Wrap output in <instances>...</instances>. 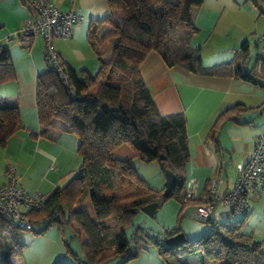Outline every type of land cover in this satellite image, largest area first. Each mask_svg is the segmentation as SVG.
Wrapping results in <instances>:
<instances>
[{"label": "trees", "instance_id": "16d2710c", "mask_svg": "<svg viewBox=\"0 0 264 264\" xmlns=\"http://www.w3.org/2000/svg\"><path fill=\"white\" fill-rule=\"evenodd\" d=\"M203 1L107 0L109 13L89 29L97 72L84 70L79 78L69 70L73 93L53 70L48 68L38 75L36 112L40 133H73L79 140L82 160L65 185L46 195L44 207L30 210L27 215L31 230L41 222L46 225L39 232L54 225L60 231L65 225L71 228L85 261L68 248L74 264H106L116 257L121 258L118 264H126L138 255V250L130 252L125 230L134 225L142 205L158 201L159 206L167 197L162 196L164 188L154 190L138 175L131 164L133 157L146 162L158 160L163 175L165 168L173 170L177 182L168 197L179 200L180 212L188 203L183 199L189 160L186 118L182 112L164 115L158 111L140 73L146 54L155 50L168 66L181 64L192 72L253 79L243 73L241 66L234 65V60L200 67V48H192L189 43L198 33L191 9ZM100 25L107 28L98 37ZM114 75L127 84L129 105L122 85L113 82ZM10 76L9 50L0 44V82ZM21 127L19 107L0 100V149ZM160 154L165 157L160 158ZM207 221L212 222V217ZM215 223L208 233L177 245H167L165 238L180 232L179 226L164 229L151 239L164 264H264V242L239 231L245 217L230 225ZM19 229L12 219L0 215V264H21ZM110 229L112 234L107 238L106 231ZM145 233L138 226L131 231V237L142 240Z\"/></svg>", "mask_w": 264, "mask_h": 264}, {"label": "crops", "instance_id": "0c3cea01", "mask_svg": "<svg viewBox=\"0 0 264 264\" xmlns=\"http://www.w3.org/2000/svg\"><path fill=\"white\" fill-rule=\"evenodd\" d=\"M50 1L61 10L72 9L84 15V20L74 24L66 38L55 39V46L63 63L79 78L85 74L84 70L95 74L98 62L96 69V53L89 41V29L97 25V19L109 13L107 0ZM196 10L198 12L192 18L195 26L210 29V24L200 22L206 13L202 15V9ZM32 14L23 0H0V44L8 47L11 61V76L0 82V100L19 107L22 124L8 139L6 146L0 149V185L6 182L7 167L13 166L23 187L48 195L70 180L82 159L78 152L79 140L73 133L57 130L40 133L36 85L38 75L48 70L42 54V38L34 36L28 42H6L3 38ZM102 26L104 29L97 34L98 37L106 31L107 25H100L99 28ZM263 30L264 19L257 33ZM248 46L247 42L239 52L245 51L246 54ZM260 50L264 52L261 47ZM258 58L260 63L252 66L251 74L248 73L250 64L246 65V74L258 82L230 74L192 72L181 64L168 66L155 50L149 51L140 65L142 79L158 111L164 115L175 112L185 115L189 149L186 174L188 178L198 179L200 195L207 193L208 181L217 174L221 175L219 191L230 189L236 163L249 159L255 138L264 132V116L255 117L264 109V53ZM231 60L233 58L225 62ZM230 172L231 177L228 175ZM222 213V210L218 212ZM255 213L264 215L262 199L252 201L243 215L229 218L238 221L245 217L244 224L249 226ZM257 223L258 227L246 233L251 234L254 240L264 242V228L259 226L260 222Z\"/></svg>", "mask_w": 264, "mask_h": 264}, {"label": "rangeland", "instance_id": "374dc122", "mask_svg": "<svg viewBox=\"0 0 264 264\" xmlns=\"http://www.w3.org/2000/svg\"><path fill=\"white\" fill-rule=\"evenodd\" d=\"M195 9H202L204 11L202 15L206 13L205 18L201 15L203 19H200V22L212 26L210 29L198 27V33L191 38L189 43L192 48H200V67L209 68L214 64L233 58L234 65L243 66L244 73L247 72L246 65L249 63L248 73L251 74L252 66L260 63L258 57L264 53L260 50L257 39V32L264 19V0H204L201 6H194L192 18L198 12ZM98 29L97 34L101 33L100 31L104 29V26ZM243 41H247L249 45L246 54L245 51L239 52ZM112 79L114 83L122 85L126 105H129L130 91L127 84L124 85L122 79L117 75H114ZM260 116H264V109L261 114L255 117ZM52 164L56 166V163ZM131 164L150 188L154 190L163 188L164 175L158 160L146 162L138 157H133ZM228 175L231 177V172ZM114 176L116 178V173ZM181 206L182 204L178 199L169 196L157 206L153 216L146 214L141 209L136 212L134 225L126 229L125 234L129 239L130 252L135 253L138 250L139 253L136 257H132L127 261L126 264H164L151 239L160 236L164 229L179 226L186 238L194 240L208 233L213 222H216V226L230 225L236 221L231 220L229 217L244 214V212H232L228 206L218 205L213 212L211 222L196 216L195 206L192 202L187 203L182 214L180 213ZM221 210L223 211L222 215L218 214ZM251 220L248 223L249 226L247 224L241 225L240 229L243 232L258 227L257 222H260L259 226L264 228V215L255 213ZM45 225L46 222H41L34 225L33 230H18V240L23 244L22 257L19 259L21 264H74L68 248L77 253L85 262L79 240L77 237H73V232L68 225L64 226L63 231H60L54 225L47 231L39 232ZM138 226H141L147 233L143 234L142 240L131 237V231ZM111 234L112 229L106 231L107 238ZM120 260L121 258L116 257L106 264H118Z\"/></svg>", "mask_w": 264, "mask_h": 264}, {"label": "built area", "instance_id": "2783aa9c", "mask_svg": "<svg viewBox=\"0 0 264 264\" xmlns=\"http://www.w3.org/2000/svg\"><path fill=\"white\" fill-rule=\"evenodd\" d=\"M31 9L32 15L4 35L6 42L13 40L30 41L40 36L43 41V58L48 68L56 72L63 85L71 88L69 69L63 63L55 46L56 38H66L71 27L84 20V15L75 10H61L50 0H23ZM1 26V25H0ZM264 50V30L257 36ZM53 167V166H51ZM6 182L0 185V215L12 219L23 230H31L32 223L27 215L30 210L44 207L46 194L42 191H28L19 183L13 166L5 172ZM221 175L208 181L207 193L200 195L198 179L189 177L183 189V199L192 202L198 218L207 220L213 215L216 206H228L233 212H245L252 201H264V132L257 135L251 156L246 162L236 163L235 178L230 189L219 191ZM160 242L164 243L163 239Z\"/></svg>", "mask_w": 264, "mask_h": 264}, {"label": "water", "instance_id": "95a60500", "mask_svg": "<svg viewBox=\"0 0 264 264\" xmlns=\"http://www.w3.org/2000/svg\"><path fill=\"white\" fill-rule=\"evenodd\" d=\"M164 157H165L164 155L160 154V158H164ZM176 182H177V176L173 172V170H171L170 168H165L164 169V186H163L164 189L162 191L163 197L165 198L168 197L170 191L175 186ZM157 206H158V201H152V202L142 205L140 209L146 214L153 216L155 214ZM186 239L187 238L185 234L182 231H180L174 235L167 236L165 238V243L169 246H172V245L183 243Z\"/></svg>", "mask_w": 264, "mask_h": 264}]
</instances>
